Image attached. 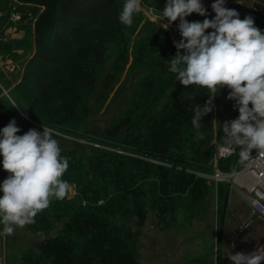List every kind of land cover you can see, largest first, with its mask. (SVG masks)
Listing matches in <instances>:
<instances>
[{
  "label": "trees",
  "instance_id": "16d2710c",
  "mask_svg": "<svg viewBox=\"0 0 264 264\" xmlns=\"http://www.w3.org/2000/svg\"><path fill=\"white\" fill-rule=\"evenodd\" d=\"M1 1L5 4L9 0ZM16 1L21 6L32 4L34 8H38V5L46 7L36 20L33 30L31 22L28 23L30 26L24 25L28 21L25 16L38 9L27 14L19 11V5L15 6V12L23 15L17 30L24 31V37L15 48L0 50L3 56L9 54L16 62H23V73L15 84L0 75V129L14 119L16 126L20 128L18 135H23L29 129L42 132L43 126H46L62 134L91 139L82 134L93 132L86 128L93 111L91 97L98 94L99 97L107 96L131 57L133 67L143 66L144 60L157 61L159 66L170 67V61L177 52L169 32L153 28V31L145 33L135 43L132 55L129 26L119 21L125 0ZM166 2L167 0H141L142 5L157 16L161 15ZM203 5L208 15L205 17L193 13L187 17L189 22L214 18L211 4ZM7 10L9 11L8 8ZM235 10L240 19L251 16L255 26L264 32L263 18ZM178 23L176 21L171 25L178 30ZM179 37L181 38L180 33ZM32 48L33 53L23 61L21 54ZM159 51L161 54L157 57ZM109 65L111 70L108 71ZM186 89L190 96L173 102L170 110H165L161 116L152 120L146 134L138 135L133 141H124L131 145L127 150L137 156L120 154L115 150L126 151V147L123 149L116 146L117 142L125 138L123 130L126 123L121 122L107 132L109 141L112 142L102 141L106 137L96 131L98 138L102 139L98 141L101 146L111 147L113 151L93 147V156L90 158L93 170L86 168V163L80 165L79 162H68L62 179L68 184L75 183L79 187V196L90 200V206H70L65 197L53 198L50 206L38 213L34 223L28 226L34 231L53 229L68 217L67 225L55 237L41 243L40 253L29 256L28 264H135L133 252L128 248L134 241L132 232L114 226L108 218L120 211L129 197L134 198L137 213L143 208L146 195L142 186L136 183L141 178H156L161 198L169 200L170 204L175 202L173 194L189 193L194 198L197 196L196 192L203 191L204 185L195 175L175 169V166L155 167L146 159L164 156L177 164L182 163L184 154L180 150L197 133L200 135L201 146L215 141L218 148L224 138L223 123L238 118L235 101L227 99L230 90L224 87L213 98V111L202 117L199 128L195 127L192 123L195 108L206 104L210 92L195 84ZM98 101L99 98L96 102ZM13 103L18 107H12ZM114 136L118 138L115 139ZM239 151L237 148L230 157L219 159V170L233 171L240 160ZM196 152H202L200 147ZM256 153L253 150L250 157ZM227 190L225 188L222 193L219 185L218 194L220 199L222 196L223 209ZM101 199L106 200L104 206L97 204ZM92 201L96 204L93 205ZM66 236L70 238L68 242Z\"/></svg>",
  "mask_w": 264,
  "mask_h": 264
},
{
  "label": "rangeland",
  "instance_id": "374dc122",
  "mask_svg": "<svg viewBox=\"0 0 264 264\" xmlns=\"http://www.w3.org/2000/svg\"><path fill=\"white\" fill-rule=\"evenodd\" d=\"M2 2H0V19L3 20L0 22V50L15 48L24 37V31L17 30L23 15L15 12V6L19 5L21 7L19 11L27 12V14L31 13L33 9H38L36 12L25 16L28 21L24 22V25L28 26V23L31 22L32 29L36 20L46 9L44 5H38V8H34L32 4L21 6L16 0H9L5 4ZM10 11L14 13L11 14ZM159 17L151 9L143 6L142 3L139 10L133 14L132 24L128 28V33H130L132 39V47L130 46L132 55L133 46L145 33H150L153 28L165 29L163 25L168 22L166 20L160 21ZM144 29H147L146 32H143ZM165 30L169 32L173 43L179 42L181 39L179 31L174 26L169 25ZM6 31L8 32L7 37L4 36ZM12 31H18L19 33H16L19 36H11ZM33 51L34 48L24 54L22 53L23 61L29 58ZM160 54L159 51L157 57ZM15 60L9 54L3 56L0 52V75L6 77L13 84L19 80L23 73V62H16ZM144 63L143 66L133 67L131 66L133 64L131 57L129 64L121 72L109 94L105 97H99L100 94L91 97L90 102L93 111L90 114V122L86 125V128L93 132L82 133L84 137H90L91 139L70 136L55 130L56 135L54 138L59 143L61 156L66 157L68 162H79L80 165L86 163L85 167L93 170L90 161L93 156L91 152L93 147L113 151L111 147L101 146L98 142L102 139L98 138L99 135L96 133L95 125L97 123L105 124L102 133L106 137L102 140L104 142L109 141L107 132L115 124L126 123L123 130L125 138L123 141L116 143L117 147L123 149L126 147V151L115 150L120 154L137 156L127 150L131 145L124 143V141H133L138 135L146 134L152 120L161 116L165 110H170L173 102L190 96L186 87L177 80L176 74L169 71V67L159 66L157 61L153 62L152 60H144ZM109 70H111L110 65ZM98 98L99 101L96 102ZM114 138L117 139L118 137L114 136ZM198 147H200L201 153L196 152ZM180 151L184 154V160L179 164L164 156L161 158L146 156L147 158H145L148 159L149 164L155 167L162 165L171 168L175 166V169L184 170L195 175L196 178L202 181L203 191L196 192L197 196L195 195L194 198L189 193L173 194L175 202L170 204L169 200L161 198L156 186L158 181L156 178H141L136 185L140 184L142 186L146 196L142 203L143 208L138 212L139 214L133 201L134 198L129 197L126 205L120 211H116L112 218H108L114 226L132 232L134 241L128 245V248L133 252L135 264H213L210 260L205 261L206 259L201 258V255L205 254L203 255L204 258L210 254L214 255L215 242L218 237L219 241L221 240L220 228L224 214L222 213L223 201L221 200L222 196L220 199L219 194L217 197L215 196V190L216 185L219 184L223 193L225 188H229L230 180L218 183L206 177V175L213 173L216 168L219 169L218 148L215 141H210L208 144L201 146L200 135L197 133ZM7 175L8 173L1 166L0 183ZM187 184L189 185L190 182H187ZM68 185L65 198L70 202V206H81L83 208L90 206V200L84 196H79V187L75 183ZM91 203L96 204L93 201ZM97 204L104 206L106 200L101 199ZM67 221L68 217L64 218L53 229L48 230L39 229L34 231L28 225L24 228H16L13 234L8 235L9 251L6 264H28L27 258L31 255H38L41 243L63 231ZM2 229L3 225L0 224V230ZM68 232L69 229L66 230V233ZM69 240L70 238L66 236V242ZM193 252H198V254H193ZM193 259L194 261H192Z\"/></svg>",
  "mask_w": 264,
  "mask_h": 264
},
{
  "label": "clouds",
  "instance_id": "9594fccd",
  "mask_svg": "<svg viewBox=\"0 0 264 264\" xmlns=\"http://www.w3.org/2000/svg\"><path fill=\"white\" fill-rule=\"evenodd\" d=\"M140 5L141 0H125L120 23L131 26ZM211 8L213 19L189 22L186 18L193 13L208 15L202 0H167L159 19L168 22L165 29L179 21L181 36L174 42L177 52L169 71L184 87L195 84L210 92L206 104L195 108L192 123L197 128L202 117L213 111L215 95L224 87L230 90L227 99L235 101L239 115L223 123L224 138L218 148L225 154L239 148L241 161H246L253 150L264 155V32L251 16L240 19L235 9L225 7V0H215ZM12 107L18 106L13 103ZM19 132L14 119L0 129V163L8 173L0 183V224L5 235L34 223L37 214L53 198L63 199L69 187L62 179L68 160L61 156L55 130L43 126L42 132ZM225 255L231 264H264L260 250H226Z\"/></svg>",
  "mask_w": 264,
  "mask_h": 264
},
{
  "label": "crops",
  "instance_id": "0c3cea01",
  "mask_svg": "<svg viewBox=\"0 0 264 264\" xmlns=\"http://www.w3.org/2000/svg\"><path fill=\"white\" fill-rule=\"evenodd\" d=\"M214 2L215 0H202L203 4L209 3L212 5ZM225 7L229 9L234 7L245 14H252L264 19V0H243V3L238 2V0H225ZM2 21L0 19V22ZM16 32L12 31L11 36H19V32ZM7 34L8 32L6 31L4 36L7 37ZM4 36L3 39L5 38ZM255 183V178L249 173L239 174L229 181L224 225L222 228L219 226L221 240L219 241L218 237L215 242L214 255L208 254L209 256L206 258L203 256L205 254L201 255V258L206 259L205 261L210 260L213 264H231L227 255H225L226 250L232 253H250L254 250L264 252V220L252 214L250 210L248 191ZM218 188L219 184L216 185V197ZM222 211L224 210L222 209ZM2 233L3 229L0 230V264H6L9 239L8 235ZM196 253L198 254V252H193V254Z\"/></svg>",
  "mask_w": 264,
  "mask_h": 264
},
{
  "label": "built area",
  "instance_id": "2783aa9c",
  "mask_svg": "<svg viewBox=\"0 0 264 264\" xmlns=\"http://www.w3.org/2000/svg\"><path fill=\"white\" fill-rule=\"evenodd\" d=\"M233 154L234 152L228 154L221 153L218 148L217 158L225 159ZM242 173H249L256 180V183L250 187L248 191L250 198V210L252 214L264 220V155H260L257 152L254 156L250 157L246 161H241L240 159L237 167L231 172H223L219 169H216L213 173L206 175V177L221 183L229 181Z\"/></svg>",
  "mask_w": 264,
  "mask_h": 264
},
{
  "label": "water",
  "instance_id": "95a60500",
  "mask_svg": "<svg viewBox=\"0 0 264 264\" xmlns=\"http://www.w3.org/2000/svg\"><path fill=\"white\" fill-rule=\"evenodd\" d=\"M95 129H96V131H97L98 134H102V133L104 132V129H105V124H104V123H97V124L95 125ZM227 200H228V199H226V202H225V208L223 209V210H224V211H223L224 214L226 213V204H227ZM224 214H223V217H222V225H221V228H222V226L224 225V220H225V216H224Z\"/></svg>",
  "mask_w": 264,
  "mask_h": 264
}]
</instances>
